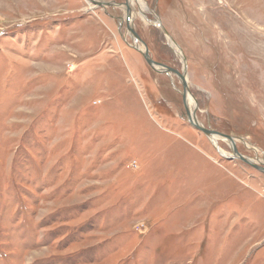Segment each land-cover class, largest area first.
Segmentation results:
<instances>
[{"label":"rangeland","instance_id":"374dc122","mask_svg":"<svg viewBox=\"0 0 264 264\" xmlns=\"http://www.w3.org/2000/svg\"><path fill=\"white\" fill-rule=\"evenodd\" d=\"M137 1L151 58L181 71L179 47L197 121L263 165L264 0H139L146 20ZM125 14L0 0V264H264V173L187 122Z\"/></svg>","mask_w":264,"mask_h":264},{"label":"water","instance_id":"95a60500","mask_svg":"<svg viewBox=\"0 0 264 264\" xmlns=\"http://www.w3.org/2000/svg\"><path fill=\"white\" fill-rule=\"evenodd\" d=\"M92 3L95 6H101V7H105V6H116V7H120V6H124L125 7V21H126V28L129 31L131 38H132V45L131 47L133 49H135L136 51H138L143 59L145 60V62L147 63V65L153 69L154 71L158 72V73H173L174 75H176L181 83V97H182V101L185 107V112H186V120L187 122L194 127L195 129L200 130L206 137H208L212 143L214 144V146L216 147V149L218 150V152L221 155H224L223 153L220 152L219 148L216 144V139H214V137H218L220 139H225L226 141H228V143L230 144V148H231V153L228 158L229 159H238L246 164L251 165L252 167L262 171L264 173V162L263 165L260 164H256L254 163L251 159L247 158L246 156L242 155L236 147V143H235V136L233 137L232 135H228V134H224L209 128L204 127L202 124H200L197 119H196V115H195V109H196V100L194 99V109L192 110V112L188 109V107L186 106V95L187 94H191L189 91V87L187 84V81L185 79L186 76V65H185V60L183 55L180 53V57L182 58V62H183V67L181 71H177L176 69H173L167 65H164L162 63L156 62L154 61L150 54H149V50L146 47V45L144 44V42L140 39V37L137 35V33L135 32V30L132 28L131 26V15H130V6L128 4V0H125L123 3H106V2H101V1H96V0H91ZM122 20V19H121ZM140 43L142 45V49H140L138 46ZM192 96V95H191Z\"/></svg>","mask_w":264,"mask_h":264},{"label":"bare ground","instance_id":"6f19581e","mask_svg":"<svg viewBox=\"0 0 264 264\" xmlns=\"http://www.w3.org/2000/svg\"><path fill=\"white\" fill-rule=\"evenodd\" d=\"M137 1V0H136ZM90 2H92L91 0H90ZM132 2H134V0H128V3H132ZM139 4H140V6L142 7V9L138 12L139 13V16L143 19V20H146V17L144 16V11H146L147 10V7H146V5L143 3V2H140L139 0L137 1ZM167 41H168V43H169V45H171L172 47V49H174V51L177 53V54H179L180 55V49H179V47H177L174 43H173V41H171V39L170 38H168L167 39ZM140 49H142V47L141 46H138ZM185 79H186V81H187V78H186V76H185ZM194 99H193V97L191 96V94H187L186 95V106L188 107V109L192 112V110L194 109ZM214 139H216L215 141H217L218 139H220V138H218V137H214ZM236 143V142H235ZM215 145H217V144H215ZM220 152L221 153H223V154H226V153H224L223 151H221L220 150ZM263 160V159H262Z\"/></svg>","mask_w":264,"mask_h":264},{"label":"crops","instance_id":"0c3cea01","mask_svg":"<svg viewBox=\"0 0 264 264\" xmlns=\"http://www.w3.org/2000/svg\"><path fill=\"white\" fill-rule=\"evenodd\" d=\"M223 31H228L229 30V27L227 28V30H224V29H222Z\"/></svg>","mask_w":264,"mask_h":264}]
</instances>
